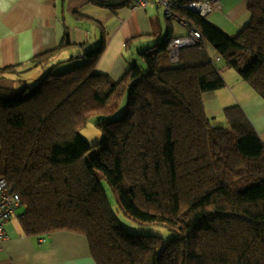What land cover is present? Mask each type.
<instances>
[{
	"label": "trees",
	"instance_id": "1",
	"mask_svg": "<svg viewBox=\"0 0 264 264\" xmlns=\"http://www.w3.org/2000/svg\"><path fill=\"white\" fill-rule=\"evenodd\" d=\"M249 1L251 21L234 36L179 9L205 44L182 48L177 63L170 27L114 80L96 71L103 29L78 62L0 87V178L26 205L27 235L82 234L97 264H264V142L239 105L216 125L204 103L225 86L217 58L264 99V0ZM70 44L67 32L31 62L45 69ZM18 67L0 66V78ZM97 116L104 137L93 146L81 130ZM121 213L171 237L133 233Z\"/></svg>",
	"mask_w": 264,
	"mask_h": 264
},
{
	"label": "crops",
	"instance_id": "2",
	"mask_svg": "<svg viewBox=\"0 0 264 264\" xmlns=\"http://www.w3.org/2000/svg\"><path fill=\"white\" fill-rule=\"evenodd\" d=\"M214 1L205 19L227 34L234 36L250 23L249 0ZM177 14L181 15L178 10ZM184 21L167 18L156 0L144 8H134L132 0H0V66H19L14 74L0 78V87H14L19 76L34 83L59 61L74 58L78 62L100 44L103 29L106 47L96 71L119 80L129 63L141 60L140 53L162 41L170 27L174 36L186 35L189 24ZM67 32L71 44L53 63L45 69L32 64L39 54L57 49ZM129 40L133 41L127 49ZM216 62L225 86L204 94L207 114L218 118L226 107L239 105L264 142V99L234 69L225 68L218 58ZM31 74L36 75L29 80ZM21 216L18 213L6 225L8 236L0 247V264H97L86 236L69 231L29 236Z\"/></svg>",
	"mask_w": 264,
	"mask_h": 264
},
{
	"label": "built area",
	"instance_id": "3",
	"mask_svg": "<svg viewBox=\"0 0 264 264\" xmlns=\"http://www.w3.org/2000/svg\"><path fill=\"white\" fill-rule=\"evenodd\" d=\"M151 0H133L134 8H144ZM167 17L180 19L177 10H188L205 17L215 7L214 0H193L190 2H179L175 0H156ZM184 20V19H182ZM186 24V21H184ZM205 44L201 30L192 24H189L188 33L172 39L168 51L172 63L179 62L180 50L188 46H203ZM19 208H26L22 203L21 196L15 192L13 187L5 178H0V247L7 238L6 224L17 215Z\"/></svg>",
	"mask_w": 264,
	"mask_h": 264
},
{
	"label": "rangeland",
	"instance_id": "4",
	"mask_svg": "<svg viewBox=\"0 0 264 264\" xmlns=\"http://www.w3.org/2000/svg\"><path fill=\"white\" fill-rule=\"evenodd\" d=\"M174 22H176V21L174 20ZM77 57H76V60H77ZM31 75L32 76L29 78V80H31L32 77L35 76L36 74L35 75L31 74ZM241 108L244 111L243 107H241ZM244 113L246 114L245 111H244ZM246 116H247V114H246ZM101 119H103V117H101V116L93 117L91 119V121L88 123V125L81 130L82 135L93 146L98 144L102 140V138L104 137V131L97 125V123ZM213 122L216 125H226L227 124V120H226L224 115L219 116L218 118L214 119ZM109 195H110V199H111V202L113 204L114 209L117 210L118 207H117L116 197L114 196V194L111 191H109ZM23 212H24L23 208H19V210H18L19 215H22ZM119 217H120L122 223L133 233L162 235L166 239L171 237L170 231L164 227H143V226H139V225H136L135 223L131 222L122 213L119 215Z\"/></svg>",
	"mask_w": 264,
	"mask_h": 264
}]
</instances>
